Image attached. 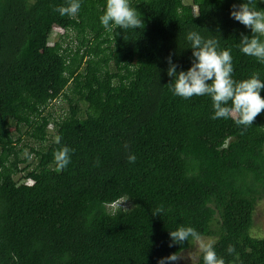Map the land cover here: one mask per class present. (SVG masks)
I'll use <instances>...</instances> for the list:
<instances>
[{"label":"trees","instance_id":"1","mask_svg":"<svg viewBox=\"0 0 264 264\" xmlns=\"http://www.w3.org/2000/svg\"><path fill=\"white\" fill-rule=\"evenodd\" d=\"M80 2L70 17L55 11L67 0H0V264H159L199 245L169 246L181 226L225 264H264V111L246 129L213 119L211 97L176 96L167 75L169 56L191 67L195 31L230 51L235 80L264 81V63L240 51L251 29L230 15L244 0H130L144 28L112 31L106 0Z\"/></svg>","mask_w":264,"mask_h":264},{"label":"clouds","instance_id":"2","mask_svg":"<svg viewBox=\"0 0 264 264\" xmlns=\"http://www.w3.org/2000/svg\"><path fill=\"white\" fill-rule=\"evenodd\" d=\"M81 8L80 0H67L66 5L55 8L61 16H75ZM232 18L251 29L252 35L241 33L239 41L240 51L245 55L255 57L264 63V10H258L253 6V0H244L239 5L234 4L230 13ZM103 27L112 31L114 27L127 30L130 28H144V22L136 8L131 6L130 0H106V9L100 17ZM60 30V31H59ZM58 31H63L58 28ZM187 40L191 42L192 56L194 57L191 67L177 72V65L168 57L169 67L167 75L174 79L169 83L174 95L184 99L193 96L211 97L214 115L213 119L233 118L238 126L245 129L254 124L255 118L264 111V81L258 73H253L250 78L237 81L233 78V57L229 50H218L219 41L215 38L205 39L198 32L190 31ZM174 82V83H173ZM229 102H231L229 106ZM55 142L60 144L61 137L57 136ZM127 149L128 145L125 143ZM74 149L62 146L54 152V160L57 171L64 170L71 160ZM129 163H135L136 156L129 153ZM99 165V159L96 160ZM33 179L24 180V184L33 185ZM123 202L114 203L121 205ZM163 206H159L152 214L162 215ZM172 244L183 245L191 239L199 242L200 251L203 254V264H225L222 257L215 251V241L203 242L197 230L191 226L179 227L169 233ZM235 249L230 246L229 251ZM67 258V254L65 256ZM184 259L182 254L172 253L159 260V264L165 261L176 262Z\"/></svg>","mask_w":264,"mask_h":264},{"label":"rangeland","instance_id":"3","mask_svg":"<svg viewBox=\"0 0 264 264\" xmlns=\"http://www.w3.org/2000/svg\"><path fill=\"white\" fill-rule=\"evenodd\" d=\"M59 32V31H57ZM56 32V33H57ZM57 109H59V107H57ZM13 133L14 135H18V134H24L27 132V127H12ZM260 205H258V207L256 208L255 214H254V224L255 227L259 230V235H263L264 236V199L260 200ZM125 206H128L127 203L124 204ZM213 230L217 231L218 230V226L216 224L212 225ZM197 250V251H196ZM200 250L199 245L195 248L192 249L191 251H187L183 256L184 259L180 260V263L182 264H188V263H192L195 261L196 258V254L197 252Z\"/></svg>","mask_w":264,"mask_h":264}]
</instances>
